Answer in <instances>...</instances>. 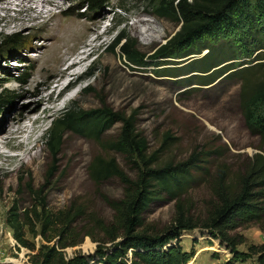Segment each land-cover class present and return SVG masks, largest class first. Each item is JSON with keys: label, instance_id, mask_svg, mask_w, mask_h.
Here are the masks:
<instances>
[{"label": "rangeland", "instance_id": "obj_1", "mask_svg": "<svg viewBox=\"0 0 264 264\" xmlns=\"http://www.w3.org/2000/svg\"><path fill=\"white\" fill-rule=\"evenodd\" d=\"M57 2L62 6L60 10L53 9V24L48 30L25 28L17 32H1L0 29V94L8 96V103L0 110V135L7 128L5 117L9 111L28 102L37 103L42 96H49L50 90H43L46 75L38 71L40 63L37 64L35 59L55 42L58 26L65 21L92 25L100 20L102 24L98 34L101 37L95 41L85 59L75 58L81 57L80 53L84 51L82 40H70L48 62L46 73H55L54 78L62 81L70 71L75 70L72 67L81 63L84 66L80 69L89 67L90 73L84 77L70 76L73 90L66 96L68 101L61 103L60 109L51 115L38 141L25 155L20 153L22 156L15 165L0 169V264H31L32 254L24 248L17 250L12 232L6 225L7 212L14 203L24 208L32 201L28 194L29 186L44 187L47 208L52 213L64 211L67 207L81 210L71 225V237L64 238L62 242L54 232L39 235V225L35 228V237L25 229L27 240L34 243L36 249L42 245L62 244L66 246L62 252L68 258L75 254L92 255L98 247L113 244L108 241L103 228L113 224L114 212L108 201L121 200L123 187L117 179L94 183L88 176L87 166L96 155H101L115 158L119 168L130 179H135L136 168L123 156L104 150L98 143L67 133L60 148L56 172L52 178H47L51 157L43 143L44 134L50 122L73 104L86 111L106 108L124 116L134 113L136 130L146 139L148 153H157V164L160 166L182 162L194 150L219 151L218 156H213L209 174L198 177L185 195L177 201L160 196L149 205L142 216V228L150 233H161L171 225L178 204L183 207L186 217L203 222L208 203L213 201L210 182L215 177L216 166L225 164L231 171H236L243 160L262 149L259 138L246 129L239 104L238 80L224 77L213 85L203 87L194 85L197 79L184 75L170 77L157 74L158 69L172 68V64L179 67L186 59L189 61L206 54L204 50L199 55L185 58L163 59L156 56L160 47L179 29V25L154 14L159 0H114L94 10L87 8L83 0ZM14 15V11L9 13L11 17ZM4 16L5 13L0 12V18ZM48 20H41L38 24ZM138 20L142 23L136 24ZM148 27L152 28L149 37L144 33ZM257 27L261 29L262 26L258 24ZM246 30L239 29L221 38L220 42H229L238 52L239 60L252 65L257 52L251 54L245 48L253 49V44L257 42L249 37ZM121 34L127 36L143 55L142 66H132L123 59L119 48L125 40L116 49L112 47L114 39ZM95 37L96 34L88 35L89 39ZM35 91H40V95L32 96ZM56 96L53 95L54 98ZM42 108L39 106L38 110ZM119 128L120 125L116 124L105 132L102 141L113 140ZM166 134L172 141L170 146L161 149ZM39 145L43 157L38 161L40 171L35 173L34 165L27 164L32 160L31 152L36 151ZM16 169V172L6 174ZM69 171L73 175L72 184L59 189V185L69 178ZM16 190L21 194L16 196ZM228 236L236 242L243 241L234 252L211 230L196 228L192 232H182L180 245L188 257L185 264H251L254 258L243 256L247 254L248 246L264 243V233L254 224L231 231ZM46 238L51 242L47 243ZM238 254L242 256L238 257Z\"/></svg>", "mask_w": 264, "mask_h": 264}, {"label": "trees", "instance_id": "obj_2", "mask_svg": "<svg viewBox=\"0 0 264 264\" xmlns=\"http://www.w3.org/2000/svg\"><path fill=\"white\" fill-rule=\"evenodd\" d=\"M83 1L87 8L94 10L114 0ZM154 14L179 25L178 31L160 47L156 56L185 58L206 51L202 57L184 60L179 67L172 64V68L158 69L157 74L170 77L184 75L197 79L194 85L203 87L224 77L238 80L239 104L246 129L259 138L262 149L243 160L236 171H231L225 164L216 166L215 177L210 182L213 201L208 203L203 222L186 217L183 207L178 204L171 225L161 233H150L142 228V216L149 205L160 196L177 201L185 195L198 177L209 174L213 156H218L219 151L194 150L182 162L160 166L157 153H148L146 139L136 130L134 113L124 116L106 108L86 111L73 104L50 122L44 134L43 143L51 157L47 178H52L56 172L60 148L67 133L92 140L104 150L123 156L136 168L137 175L130 179L112 157L96 155L89 162L87 173L94 183L117 179L123 187L121 200L108 201L114 212L113 224L103 228L108 241L113 244L98 247L92 255L75 254L68 258L62 252L66 247L62 244L42 245L36 249L34 243L27 240L25 229L35 237V228L39 225V235L54 232L62 242L64 238L71 237V225L81 210L67 207L64 211L52 213L47 208L44 187H27L32 201L24 208L14 203L7 212L6 225L12 232L17 250L24 248L32 254L31 264H185L188 257L180 245L182 232H192L196 228L211 230L232 252L243 241L236 242L228 236L229 232L254 224L264 233V0H159ZM138 23L142 21L138 20ZM258 24H261V29H258ZM242 28L247 29L245 32L257 42L253 49L245 48L251 54L257 52L252 65L240 61L238 52L229 42H220L221 38ZM151 31L152 28L148 27L144 33L149 37ZM122 40L125 43L119 50L123 59L132 66H142L143 55L127 36L118 35L112 47L116 49ZM89 73L87 68L84 76ZM7 98L6 94H0V110L8 103ZM116 124L120 125L116 137L103 142L104 133ZM171 141L172 138L166 134L161 149L170 146ZM31 156L32 160L27 165H34L33 170L38 173V161L43 157L40 145L31 152ZM68 176L59 189L72 184L71 171ZM19 194L21 191L16 190L15 195ZM45 240L51 242V239ZM243 256L254 258L251 264H264V243L248 246L247 254Z\"/></svg>", "mask_w": 264, "mask_h": 264}, {"label": "bare ground", "instance_id": "obj_3", "mask_svg": "<svg viewBox=\"0 0 264 264\" xmlns=\"http://www.w3.org/2000/svg\"><path fill=\"white\" fill-rule=\"evenodd\" d=\"M61 4L57 0H0V12H4L5 16L0 18L1 32H17L25 28L32 30H48L54 17L53 9H61ZM11 11L15 12L13 17L9 16ZM49 19L42 25L38 22ZM102 19V18H101ZM100 20L92 25L86 23L65 21L56 29L55 42L50 45L47 52L38 56L37 62L39 72L46 75L43 81V90H50L47 98L41 97L39 101L28 102L18 106L15 110L9 111L7 118V128L0 135V169H6L15 165L21 158V154L25 155L43 133V127L55 112L60 109L61 103L68 101V94L73 90L71 85V77H79L84 63L78 64L67 74L65 81L60 78H54L55 73H46L48 62L55 58V54L59 52L62 45L70 40H82V48L84 51L80 53L84 57H75L77 59H85L93 47L95 41L100 39L101 35L98 30L101 27ZM13 25V26H11ZM89 34H96V37L89 39ZM54 37V36H53ZM87 54V55H86ZM70 78V79H69ZM40 91H35L31 95H40ZM57 94L56 98L53 95ZM39 106H43L38 110ZM35 148V146H34ZM14 152V154H11ZM21 153V154H20Z\"/></svg>", "mask_w": 264, "mask_h": 264}, {"label": "clouds", "instance_id": "obj_4", "mask_svg": "<svg viewBox=\"0 0 264 264\" xmlns=\"http://www.w3.org/2000/svg\"><path fill=\"white\" fill-rule=\"evenodd\" d=\"M87 68H89V67H86V73H87ZM82 77H84V75Z\"/></svg>", "mask_w": 264, "mask_h": 264}]
</instances>
